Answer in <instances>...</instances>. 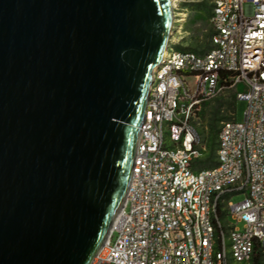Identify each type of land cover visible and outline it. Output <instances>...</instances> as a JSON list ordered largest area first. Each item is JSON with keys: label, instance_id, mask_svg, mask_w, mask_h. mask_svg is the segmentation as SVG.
Wrapping results in <instances>:
<instances>
[{"label": "water", "instance_id": "95a60500", "mask_svg": "<svg viewBox=\"0 0 264 264\" xmlns=\"http://www.w3.org/2000/svg\"><path fill=\"white\" fill-rule=\"evenodd\" d=\"M170 33L168 0H0V264H89Z\"/></svg>", "mask_w": 264, "mask_h": 264}, {"label": "built area", "instance_id": "2783aa9c", "mask_svg": "<svg viewBox=\"0 0 264 264\" xmlns=\"http://www.w3.org/2000/svg\"><path fill=\"white\" fill-rule=\"evenodd\" d=\"M201 1L168 0L170 30ZM207 3L208 48L173 50L171 32L151 73L125 200L89 264H264V0ZM226 91L242 119L219 121L215 164L193 169L201 106Z\"/></svg>", "mask_w": 264, "mask_h": 264}, {"label": "rangeland", "instance_id": "374dc122", "mask_svg": "<svg viewBox=\"0 0 264 264\" xmlns=\"http://www.w3.org/2000/svg\"><path fill=\"white\" fill-rule=\"evenodd\" d=\"M203 2L207 3V0H204ZM197 4V3H196ZM208 4V3H207ZM195 4H192V7H195ZM191 11L188 12L186 15L185 20L181 23V26L177 24H173V27L171 28V32H173V36L175 38H178V44L172 45L173 50H188L183 49L181 45L186 46H194V45H203L205 41L206 34L209 31V23H208V15L203 13L201 10L198 9H190ZM179 26V27H178ZM176 29V30H175ZM177 32H175V31ZM181 47V48H180ZM239 88H241V85H239ZM219 100L220 101V108H219V114L222 116L229 117L231 109L234 112V119L236 121H240L242 119L243 110L245 108V101L244 100H234L232 103V108L230 109L229 104L232 100V94L230 91H226L222 93L221 95L215 97L214 99H210L207 101L205 106V114L199 120V123L196 125L198 129H200L202 126H206V123L208 121L209 111L211 110V107L214 104L213 100ZM202 129V128H201ZM205 131V129H202ZM242 198V194H236L230 198L232 202H236ZM223 222H229L231 224L234 223V220H232L228 215L221 216ZM238 228L241 227V223L235 224Z\"/></svg>", "mask_w": 264, "mask_h": 264}, {"label": "trees", "instance_id": "16d2710c", "mask_svg": "<svg viewBox=\"0 0 264 264\" xmlns=\"http://www.w3.org/2000/svg\"><path fill=\"white\" fill-rule=\"evenodd\" d=\"M195 7H192L191 9H198L201 10L205 14H209L210 11V4H207L206 2H199L195 4ZM208 38H209V31L206 34L205 41L203 45H194V46H183V49H188V50H193V51H203L206 48H208ZM181 48V47H180ZM214 104L211 107V110L209 111V116H208V121L206 123V137L208 140V150L207 153L201 157L200 159H197L193 161L192 163V168L193 169H201V168H206V167H211L212 165L215 164V137H216V132L218 130V124L220 120H225L228 119L229 117L222 116L219 114V108H220V101L217 99L213 100ZM234 101V96L232 95V100L230 101L229 107L230 109L232 108V103ZM206 103H203L200 109V117L202 118L203 115L205 114V106ZM224 215L223 211L218 212V216L221 217Z\"/></svg>", "mask_w": 264, "mask_h": 264}, {"label": "bare ground", "instance_id": "6f19581e", "mask_svg": "<svg viewBox=\"0 0 264 264\" xmlns=\"http://www.w3.org/2000/svg\"><path fill=\"white\" fill-rule=\"evenodd\" d=\"M171 15H172V13L170 12V19H171ZM163 52H164V50L162 51V54H163ZM130 178H131V174H130V168H129L128 173H127V178H126V182H125V186H124L123 192H122L121 197H120V199L118 201V204H117V206L115 208V211L113 213V216H112L111 221L113 220L114 216L117 214V212L121 209V207L123 205V202H124L125 196H126V192L128 190V185H129V182H130Z\"/></svg>", "mask_w": 264, "mask_h": 264}]
</instances>
